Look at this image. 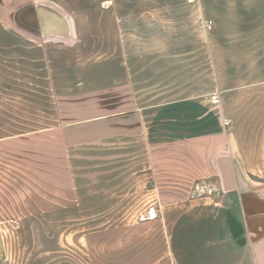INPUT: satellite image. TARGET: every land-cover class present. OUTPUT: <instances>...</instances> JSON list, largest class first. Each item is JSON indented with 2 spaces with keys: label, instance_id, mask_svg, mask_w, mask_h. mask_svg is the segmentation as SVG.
<instances>
[{
  "label": "crops",
  "instance_id": "crops-1",
  "mask_svg": "<svg viewBox=\"0 0 264 264\" xmlns=\"http://www.w3.org/2000/svg\"><path fill=\"white\" fill-rule=\"evenodd\" d=\"M0 264H264V0H0Z\"/></svg>",
  "mask_w": 264,
  "mask_h": 264
},
{
  "label": "built area",
  "instance_id": "built-area-1",
  "mask_svg": "<svg viewBox=\"0 0 264 264\" xmlns=\"http://www.w3.org/2000/svg\"><path fill=\"white\" fill-rule=\"evenodd\" d=\"M189 2H194V1H196V0H188ZM205 27H206V29H210L211 28V23H209V22H207L206 24H205ZM228 123V121H224V124L226 125Z\"/></svg>",
  "mask_w": 264,
  "mask_h": 264
}]
</instances>
